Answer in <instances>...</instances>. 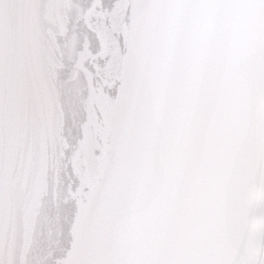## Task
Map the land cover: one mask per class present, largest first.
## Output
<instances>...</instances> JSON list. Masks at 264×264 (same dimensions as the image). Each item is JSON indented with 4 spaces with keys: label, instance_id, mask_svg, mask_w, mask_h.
<instances>
[{
    "label": "water",
    "instance_id": "95a60500",
    "mask_svg": "<svg viewBox=\"0 0 264 264\" xmlns=\"http://www.w3.org/2000/svg\"><path fill=\"white\" fill-rule=\"evenodd\" d=\"M0 264H264V0H0Z\"/></svg>",
    "mask_w": 264,
    "mask_h": 264
}]
</instances>
